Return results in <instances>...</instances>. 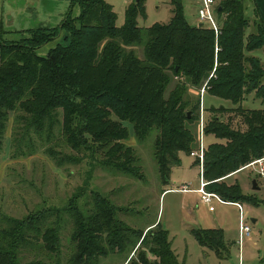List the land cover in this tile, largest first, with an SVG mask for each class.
Segmentation results:
<instances>
[{
    "label": "trees",
    "instance_id": "obj_1",
    "mask_svg": "<svg viewBox=\"0 0 264 264\" xmlns=\"http://www.w3.org/2000/svg\"><path fill=\"white\" fill-rule=\"evenodd\" d=\"M76 5L78 16L71 8L59 27L30 30L17 41L4 42L0 29V149L13 118L20 128L15 132L26 128L30 135H46L49 143L59 136L51 149L100 155L103 170L141 179V160L123 142L131 137L126 126L130 124L139 142L153 137V159L168 182L172 169L182 164L181 154L191 156L197 146L194 126L200 102L190 107L185 95L190 87L205 89L206 95L237 106L230 110L239 117L236 125L220 116L208 122L205 136L219 142L205 152L207 191L226 202L258 206L256 198L242 194L238 182L231 187L219 183L264 158V110L242 107L252 93L264 100V68L247 54L264 51V22L258 15L247 16L246 0L218 4V34L206 25H191L183 0H171L169 24L148 29L137 21L146 17L145 0L129 5L122 27L116 26L117 15L106 0H72V7ZM63 32L68 34L67 45L58 43L40 52ZM136 46H143L144 60L133 49L126 51ZM60 153L51 155L58 167L85 159ZM91 196L93 206L87 201L83 210L76 195L67 207L44 209L23 220L7 219L0 227V264H101L103 258L143 246L157 258L152 264H177L167 230L157 225L145 234L131 228L119 218L126 210L98 192ZM70 223L73 248L65 261L62 232ZM193 235L218 255L225 250L221 230L195 229ZM33 250L46 259L25 262L23 256ZM148 253L140 251V264H151Z\"/></svg>",
    "mask_w": 264,
    "mask_h": 264
},
{
    "label": "rangeland",
    "instance_id": "obj_2",
    "mask_svg": "<svg viewBox=\"0 0 264 264\" xmlns=\"http://www.w3.org/2000/svg\"><path fill=\"white\" fill-rule=\"evenodd\" d=\"M133 1L135 0H106L117 15V27L125 25L126 11ZM183 1L186 19L191 24H195L199 17L198 10L202 0ZM214 1L218 5L221 0ZM246 3L247 16L255 19L251 0H246ZM79 7V5L72 7V0H0L2 39L10 43V41L20 40L30 30L41 27H59L71 8L73 15L78 16ZM145 9L146 17H139L137 20L139 27L143 29L157 24H169L173 17L171 0H145ZM199 25L202 24L199 23ZM67 37L68 34L63 32L59 39L43 47L40 52L45 54L58 43L67 45ZM132 49L139 59H145L143 46L126 48V51ZM247 54L258 58L264 68L263 50ZM176 84L177 79L170 84L167 97ZM185 100L190 102V107L200 102V110L197 113L199 120L194 126L197 139L194 151L200 149L202 120H204L205 152L210 145L219 142L213 136H205L209 120L214 116H220L223 121H232L234 125L239 122L238 115L230 110L237 106L230 101L206 95L205 89L197 90L190 87ZM242 107L264 110V100L257 99L255 93H252L246 97ZM220 108H225L227 111L221 112ZM126 126L131 131V137L123 142L133 147L141 160L143 174L141 179L121 174L115 175L103 170L99 164L102 158L100 155L94 157L92 153L85 152L78 156L66 147L65 149H51L50 146H55V141L60 140L59 136L49 143L46 135L42 137L36 134L30 135L25 131L26 128L22 130L23 133L15 132V128L16 130L20 128L15 127V120L12 118L4 139L3 149H0V227L6 226L7 219L23 220L44 209L67 207L76 195L79 196L77 204L83 210L87 201L90 202V206H93L91 195L95 191L102 198L126 210L119 214V218L129 227L144 230L157 223L167 230L177 264H264V180L260 181L257 170L248 168L224 182H219L226 183L229 187L238 182L242 194L256 198L259 204L258 206L241 204L244 207L247 222L251 224L252 234L240 247L238 207L214 202L212 204L214 210L210 211V206L205 204L196 192L200 187L201 167L196 165L199 160L182 154L181 166L174 167L170 180L164 182L153 159V137L145 142H139L135 138L132 126L130 124ZM54 151L85 159L77 165L58 167L54 157L51 156ZM256 180H259L257 185L261 187L259 191L253 189V182ZM185 185L191 191L180 192L179 190ZM253 220L258 222L254 224ZM195 228L223 231L225 250L220 251L218 255L216 251L202 247L191 232ZM71 230L72 224L70 223L62 232L61 247L64 260H67L72 253L73 246L69 242ZM151 239L149 237L148 242ZM136 248L122 255L103 258L101 264H121L126 260V264H140V251L148 253L149 249L143 246L136 252ZM38 253L36 250L26 252L23 256L24 261L46 259ZM147 256L151 264L157 260L150 253Z\"/></svg>",
    "mask_w": 264,
    "mask_h": 264
},
{
    "label": "built area",
    "instance_id": "obj_3",
    "mask_svg": "<svg viewBox=\"0 0 264 264\" xmlns=\"http://www.w3.org/2000/svg\"><path fill=\"white\" fill-rule=\"evenodd\" d=\"M218 5L215 4L214 0H202L201 6L198 10L199 16V23L202 25L208 26L210 29H213L216 34L220 31V25L216 15V8ZM201 139H200V149L198 151H193L191 156L195 157L199 160V165L201 167L200 172V187L196 192L200 195L202 201L205 204L210 205V211L214 210L212 207L213 201L225 204L227 203L224 201L218 194L207 191V186L209 183L203 178V171H204V155H205V147H204V120L201 121ZM247 168H254L257 170L259 176L264 179V158L256 160L246 166L244 169ZM180 192L186 193L191 191L188 186H183ZM239 208V218H240V239L239 245L240 247L243 246L244 241L246 238H249L252 234L251 224L247 222L246 214L242 205L237 204Z\"/></svg>",
    "mask_w": 264,
    "mask_h": 264
},
{
    "label": "crops",
    "instance_id": "obj_4",
    "mask_svg": "<svg viewBox=\"0 0 264 264\" xmlns=\"http://www.w3.org/2000/svg\"><path fill=\"white\" fill-rule=\"evenodd\" d=\"M221 1H223V0H221ZM220 1V2H221ZM251 2H252V6H253V8H254V11H255V17H256V15H258V16H260V18L263 20V22H264V0H251ZM252 19V18H251ZM190 23V22H189ZM191 24V23H190ZM191 25H199V17H198V19H197V21H196V23L195 24H191ZM182 155V154H181ZM248 169V168H247ZM244 170H246V169H244ZM244 170H241V171H244ZM240 171V172H241ZM239 172H237V173H234V175H232V176H228L227 178H225V179H223L224 181L225 180H227V179H229V178H231V177H233V176H236L237 174H238ZM259 179H260V181L261 180H264V179H262L260 176H259ZM256 181H259V180H256ZM257 184H258V182H257ZM259 186V185H258ZM254 189V188H253ZM259 190H261V187L259 186ZM259 190H257V191H259ZM214 202H216V201H213V203ZM217 203H219V202H217ZM220 204H222V203H220ZM223 205H232V206H236V207H238V205H237V203H231V202H227V203H225V204H223ZM241 205V204H240ZM247 205V204H246ZM210 206V205H209ZM213 206V205H212ZM244 208V207H243ZM239 209V208H238ZM256 222H254V224H256L258 221L257 220H255ZM157 226V223L156 224H153V225H151V226H148L147 228H145L143 231L145 232V233H147L149 230H152V229H154L155 227ZM196 229V228H195ZM195 229H192V233H193V230H195ZM170 235V234H169ZM224 238H225V235H224ZM197 240V239H196ZM127 261V260H126ZM126 261H124V262H122L121 264H126L125 262ZM128 264V263H127Z\"/></svg>",
    "mask_w": 264,
    "mask_h": 264
},
{
    "label": "water",
    "instance_id": "obj_5",
    "mask_svg": "<svg viewBox=\"0 0 264 264\" xmlns=\"http://www.w3.org/2000/svg\"><path fill=\"white\" fill-rule=\"evenodd\" d=\"M219 10H220V8H219ZM200 26H202V25H200ZM253 185H254V190H259V187H258V185H257V181H254L253 182ZM254 222H256L255 220H253V223Z\"/></svg>",
    "mask_w": 264,
    "mask_h": 264
},
{
    "label": "flooded vegetation",
    "instance_id": "obj_6",
    "mask_svg": "<svg viewBox=\"0 0 264 264\" xmlns=\"http://www.w3.org/2000/svg\"><path fill=\"white\" fill-rule=\"evenodd\" d=\"M0 26H2V24H0Z\"/></svg>",
    "mask_w": 264,
    "mask_h": 264
}]
</instances>
